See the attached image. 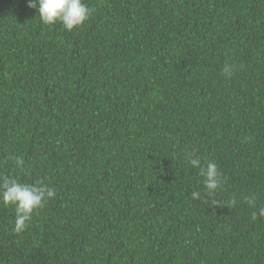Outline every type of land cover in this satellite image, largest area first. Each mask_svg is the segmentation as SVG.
Segmentation results:
<instances>
[{"label":"trees","instance_id":"obj_1","mask_svg":"<svg viewBox=\"0 0 264 264\" xmlns=\"http://www.w3.org/2000/svg\"><path fill=\"white\" fill-rule=\"evenodd\" d=\"M84 3L0 0V177L56 191L19 233L0 201V264H264V0Z\"/></svg>","mask_w":264,"mask_h":264},{"label":"clouds","instance_id":"obj_2","mask_svg":"<svg viewBox=\"0 0 264 264\" xmlns=\"http://www.w3.org/2000/svg\"><path fill=\"white\" fill-rule=\"evenodd\" d=\"M27 7L35 9L40 21L45 25H54L57 22L62 24L66 31L82 26L89 18L91 9L84 0H27ZM234 66L226 64L223 71L227 75L232 74ZM15 164L22 166V157L14 156ZM193 168L199 169V175L203 178V184L207 195L213 194L221 185V173L214 161L202 164L199 156L186 157ZM193 199H199L201 192L190 193ZM56 196L54 188L43 181L27 184L15 178L0 177V201L4 204L15 206V222L13 231L22 232L27 227V222L31 220L32 214L43 208L44 205ZM249 203H255V196H250ZM213 205H220V201H213ZM236 203L235 200L231 205ZM229 205V206H231ZM257 215L253 213V217ZM259 215L264 216V208L259 209Z\"/></svg>","mask_w":264,"mask_h":264}]
</instances>
